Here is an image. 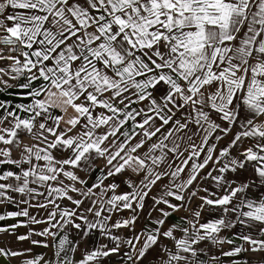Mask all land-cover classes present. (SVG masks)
I'll list each match as a JSON object with an SVG mask.
<instances>
[{"label":"snow or ice","instance_id":"snow-or-ice-1","mask_svg":"<svg viewBox=\"0 0 264 264\" xmlns=\"http://www.w3.org/2000/svg\"><path fill=\"white\" fill-rule=\"evenodd\" d=\"M0 95L4 264H264V0H0Z\"/></svg>","mask_w":264,"mask_h":264},{"label":"crops","instance_id":"crops-1","mask_svg":"<svg viewBox=\"0 0 264 264\" xmlns=\"http://www.w3.org/2000/svg\"><path fill=\"white\" fill-rule=\"evenodd\" d=\"M0 99H3V100H12L14 98L13 97H10L8 95H0ZM7 167L8 166H5V168H7ZM3 170H4L3 168H0V172H2ZM97 171H98V169H97ZM95 174L96 173H93V179L95 178ZM7 210L12 211V210H15V209L9 207V208H7ZM146 211H147V209H146ZM13 222L14 221H7V222H0V223H13ZM178 222H179V215L172 216L169 219V221H168L169 224H171V223H178ZM148 223H149V221L146 219V217L145 216H142L141 219L137 223V230H139L143 225H146ZM37 227H41V226H37ZM18 231L20 233H24L27 230L21 228ZM34 239H40V238L39 237H34ZM10 241L13 242L12 243V246L15 247V248H17V249H23V248L30 247V245L27 242H24L22 244H19V243H16L15 242V238L14 237H9L6 234L0 235V245L7 244ZM227 248H228V246L225 245V250H227ZM32 255H44L47 258V257H51L52 250L50 248L45 249V248H42V247H33ZM77 258H79V254H77ZM117 259H118L117 257H113V261H115ZM224 259L227 260L228 258H224ZM0 264H4V262L2 260H0ZM14 264H19V261L14 262Z\"/></svg>","mask_w":264,"mask_h":264},{"label":"clouds","instance_id":"clouds-1","mask_svg":"<svg viewBox=\"0 0 264 264\" xmlns=\"http://www.w3.org/2000/svg\"><path fill=\"white\" fill-rule=\"evenodd\" d=\"M2 43H4L5 45H8V44H15L16 42L15 41H2Z\"/></svg>","mask_w":264,"mask_h":264}]
</instances>
